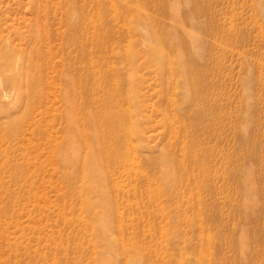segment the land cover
Returning a JSON list of instances; mask_svg holds the SVG:
<instances>
[{
	"label": "rangeland",
	"instance_id": "obj_1",
	"mask_svg": "<svg viewBox=\"0 0 264 264\" xmlns=\"http://www.w3.org/2000/svg\"><path fill=\"white\" fill-rule=\"evenodd\" d=\"M0 264H264V0H0Z\"/></svg>",
	"mask_w": 264,
	"mask_h": 264
},
{
	"label": "bare ground",
	"instance_id": "obj_2",
	"mask_svg": "<svg viewBox=\"0 0 264 264\" xmlns=\"http://www.w3.org/2000/svg\"><path fill=\"white\" fill-rule=\"evenodd\" d=\"M128 90H129V89H128ZM128 92H129V91H128ZM121 95H122V94H121ZM121 95H120V96H121ZM126 99H127V98H126ZM127 100H128V99H127ZM128 101L130 102V100H128ZM123 103H124V102H123ZM125 103H126V102H125ZM129 104H130V103H129ZM123 106H124V104H123ZM120 117H121V116H120ZM120 120H121V119H120ZM120 120H119V121H120ZM122 121H123V119H122ZM98 138H99V137H98Z\"/></svg>",
	"mask_w": 264,
	"mask_h": 264
}]
</instances>
